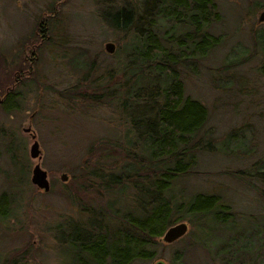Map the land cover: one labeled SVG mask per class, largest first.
<instances>
[{"label":"rangeland","instance_id":"374dc122","mask_svg":"<svg viewBox=\"0 0 264 264\" xmlns=\"http://www.w3.org/2000/svg\"><path fill=\"white\" fill-rule=\"evenodd\" d=\"M213 1L221 19L209 31L221 35L220 43L190 69L177 66L184 94L207 109L196 137L209 144L175 184L183 199L217 195L234 218L219 225L182 216L177 221L187 230L181 238H156L154 256L131 264H264L257 176L264 166V40L257 38L261 33L264 39V22L257 21L264 0ZM139 6L140 0H0V196L6 199L0 264L72 262L68 223L84 218L77 204L101 206L107 197L93 180L81 185L79 171L97 165L113 170L122 161L118 148L103 162L98 152L103 144L121 143L127 128L115 100L131 31L111 24L116 17L122 23L120 9ZM168 27L158 22L155 32ZM105 42L113 44L112 53ZM228 133L235 135L226 140ZM33 140L38 158L28 154ZM36 162L46 173L47 191L29 181ZM236 234L245 249L221 250Z\"/></svg>","mask_w":264,"mask_h":264},{"label":"trees","instance_id":"16d2710c","mask_svg":"<svg viewBox=\"0 0 264 264\" xmlns=\"http://www.w3.org/2000/svg\"><path fill=\"white\" fill-rule=\"evenodd\" d=\"M116 16L122 23L116 17L109 24L122 32L131 31L120 67L119 102L114 99L127 128L121 143L103 144L98 152L103 162L118 148L122 161L113 170L97 165L79 171L85 179L81 185L93 180L107 197L101 206L77 204L84 218L68 223L70 264L145 261L154 256L156 238L182 216L194 223L209 219L219 225L234 218L217 195L194 193L183 199L175 184L191 171L197 153L209 144L196 137L207 120V109L184 94L177 66L190 69L192 61L205 57L220 43L221 35L209 31L221 19L216 3L140 0L137 11L120 9ZM162 21L169 22V27L157 34V23ZM262 37L257 35L261 41ZM259 68L264 75V62ZM233 135L228 133L225 139ZM257 176L264 201V166ZM5 202L1 195L0 206H6ZM229 240L221 250L227 246L245 249L244 241L237 244L243 240L241 234Z\"/></svg>","mask_w":264,"mask_h":264},{"label":"water","instance_id":"95a60500","mask_svg":"<svg viewBox=\"0 0 264 264\" xmlns=\"http://www.w3.org/2000/svg\"><path fill=\"white\" fill-rule=\"evenodd\" d=\"M257 21L264 22V10L260 11L257 16ZM103 48L107 53H112L113 51V44L111 42H105L103 44ZM24 131H28V128H25ZM31 137H33L31 135ZM28 154L31 158H38L39 157V150L37 148V143L33 140L29 146ZM60 180H65L66 175L64 173L59 174ZM29 181L33 184L36 188L41 189L42 191L48 190V181L46 177V173L43 169H41L38 163H34L31 170H30V177ZM187 230V226L185 222L177 221L170 225H168L159 236V239L165 243L173 242L180 237H182ZM154 264H162L159 261H156Z\"/></svg>","mask_w":264,"mask_h":264}]
</instances>
